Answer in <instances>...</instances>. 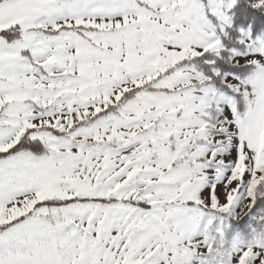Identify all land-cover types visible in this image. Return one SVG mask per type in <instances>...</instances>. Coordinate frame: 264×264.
Instances as JSON below:
<instances>
[{
  "label": "snow or ice",
  "instance_id": "1",
  "mask_svg": "<svg viewBox=\"0 0 264 264\" xmlns=\"http://www.w3.org/2000/svg\"><path fill=\"white\" fill-rule=\"evenodd\" d=\"M0 264H264V0H0Z\"/></svg>",
  "mask_w": 264,
  "mask_h": 264
}]
</instances>
